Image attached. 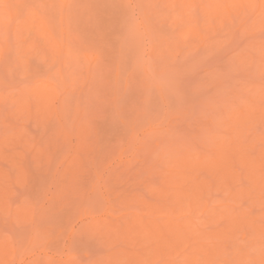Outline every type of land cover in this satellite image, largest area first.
I'll list each match as a JSON object with an SVG mask.
<instances>
[{"label":"rangeland","instance_id":"1","mask_svg":"<svg viewBox=\"0 0 264 264\" xmlns=\"http://www.w3.org/2000/svg\"><path fill=\"white\" fill-rule=\"evenodd\" d=\"M51 1L0 0V92H3V98H0V101L3 100L2 103L0 102V133L2 134L3 132L2 136L8 133L3 139H0L1 141L5 140L3 144L0 141V149H2L0 153V169L5 167L1 170L4 172L9 170L7 172L9 175L4 174L2 177L0 176V179L4 180L3 184L9 181L8 184L6 182L5 185H2V181L0 180L1 187L5 186L3 187L4 189L2 188L3 190L0 189V194H2V191L4 193L5 188L7 190L8 188L9 190L11 189L10 192L8 190L10 197L6 198V200L9 199L7 200L9 201L7 204L11 206L7 208L10 209L9 213L7 212L8 210H3V212L0 210V253L2 254L0 255V264H116L115 261L117 260L121 264L184 263L186 262L184 258L189 254L190 248V250H194V248L199 249L203 244L205 245L206 241H209L206 243L205 248L209 245V248L207 247L208 250L213 247L218 249L217 242L220 243H218V246L224 243V239L216 241V238L212 239V242L210 240L212 237L205 238L206 241L204 242V239L198 241L200 238L194 240L195 232L193 231H195V226L200 230L202 229L203 232L204 230L205 232H211L217 228L223 229V225L229 224H231V230L229 229L230 226H226L225 231L229 232H227L228 236L231 235V239L227 237V240L231 242L229 241L228 243L225 240L227 242L223 246L227 245L228 249H231L230 252L235 247L241 250V252L242 250H248L247 254L245 253L244 255L245 260L242 259L244 262L233 261L232 264H254L255 262L251 260L254 257L252 255L256 247L258 246V249L261 248L260 250L264 252V241H261L264 240L262 232L260 235L263 238L261 237V240L258 238L260 247L259 244L256 246L254 240H252L257 232H253L254 228L253 230L251 229L256 224L264 223V157H262L264 156V107L260 106L261 102L264 105V7L258 5L259 8L255 10L254 8L256 7L252 4L242 5L243 7L235 5L236 7H232V11L229 14H219V18L221 16L219 19L218 16L213 17L215 14L211 11L209 15L207 14L209 13L208 11L205 13L208 7V9L212 10V7L210 8L212 5H208L209 1L207 0H193L189 1L186 5L181 3L184 5V8H181L179 5L177 6L180 3L176 2V0L175 5H173L174 0H171L172 3L170 4V0L168 2L167 0H152L150 3L148 0H95V2L94 0L89 2L87 0L88 5L85 1L82 3L83 1L81 2V0H72L75 1L74 3L80 2V4H75V6L69 0V3L67 2L68 4L65 6L67 9L64 6L62 7L63 4L60 0H53V2L60 1L59 3L57 2V7L56 3L53 4ZM70 4L72 5L70 6ZM90 4L92 8L89 6ZM206 4L208 6H205ZM201 5L207 7L205 8L206 10ZM69 7L72 10V14ZM78 8L80 12H82V9H86L82 13L78 11L75 17L79 15L75 18L73 16ZM56 9L58 12L64 10L62 11L64 12L63 23L61 22L62 15L58 17ZM65 13H67V16H65ZM27 14L30 15L28 16ZM55 14L56 16L54 17L56 19L58 17L60 20L52 23L51 21L55 20L52 15ZM46 15L48 16L45 17L49 21L48 23L53 24H50V26L57 40L70 48L67 53H62L59 60L57 59L58 63L54 61V65H52L53 62L51 63L53 61L51 59L54 56V50L50 49L52 43L46 41L45 36L40 30L39 32L28 30L23 35L16 30L25 17H31L33 24L36 25L40 21V16L44 17ZM187 15H191V17ZM229 15L230 17L227 18ZM69 18L73 19V21H70ZM209 18H211V21ZM59 21L64 24L62 26H64L65 32H61L62 26H59V24L61 25ZM220 21L224 25H222L223 27L220 25ZM208 25L211 26L209 27ZM73 27L74 29H72ZM35 29L37 30V28ZM18 34L20 35L19 38ZM22 40L26 49H29L30 45L33 46L28 52L33 51L30 54L37 57H29L30 54L27 51V55L23 54L24 52H18V46L24 45L22 44ZM37 45H39L38 48ZM44 46H46L45 49ZM36 50L40 53L36 52ZM239 56H243L241 59L245 60H241ZM28 61H32V63ZM231 61L232 63L233 61L235 62V67L237 68L234 67V63L232 64ZM243 66L246 68L240 70ZM29 67H34L35 69L30 70ZM35 70L37 71L36 74ZM34 77H36L35 80L37 81L34 80ZM143 81L146 82V85ZM37 82L38 86L39 83H43L45 87L53 85V90L56 89L57 97L49 99L54 103V106L51 104L53 108H56L55 105H57L56 110L54 109V111L49 106L50 102L43 100L46 104L42 102L41 104L39 101L42 100L39 94L36 91H31L27 92L30 94L29 96L26 93L25 98L32 101L30 102L32 106H29L33 108L32 113L29 110L27 114V110L25 109H29L28 107L21 110L23 113L19 110L17 111L15 106L17 107L21 104L19 103L21 100L18 99L22 97L23 88L25 90L28 87H37ZM46 82L48 84H45ZM220 83H223V85H220ZM23 84L28 87H23ZM53 90L51 92L52 96L56 94H54ZM10 91H13L11 93L12 97L13 94L21 91V96L18 93L17 95L15 94L16 97L14 96L15 104L11 100L13 98L7 97L10 95ZM160 91L163 92L160 93ZM5 92L9 93H6V97L4 96ZM162 94L163 96H161ZM32 95H35L36 98H32ZM67 96H70L69 99ZM78 96L80 97L79 99L77 98ZM16 98H18L17 104ZM215 100L217 101L216 103L214 102ZM65 101L69 104L71 103L69 108L72 107L70 110L66 108V111H64L66 113L62 112L65 107ZM128 105L129 107H127ZM60 106L64 107L61 108ZM19 107L20 105L17 109ZM214 109L216 110L214 111ZM244 109L246 111L245 114L249 112L252 116L251 121L247 122L249 119L246 120L247 124L240 118L241 114L244 113ZM51 113L54 115H51ZM20 114L25 115V117ZM41 115H43V119L40 118ZM54 116H57L56 118L62 122L58 121L61 123L60 125L55 124L58 119H55ZM28 117L32 118L26 120ZM35 117L38 121H41L40 123L43 126L38 123ZM3 119L4 121H2ZM241 121L246 126H243ZM6 124H10L11 126H5ZM88 125L94 128H90L93 135L90 133ZM15 126L19 129L17 130ZM56 126H58L57 129H55ZM85 127L88 130H85ZM23 128L29 131L27 132L29 136H27L26 132H23L26 130H23ZM58 129L59 131L64 129L63 133L61 132L63 135H60L56 131ZM65 129L67 131L66 135L68 133L67 136L64 133ZM19 131L24 135L26 133V138L23 135L21 136ZM56 132L59 134L58 136L54 134ZM82 132H84L83 135H81ZM90 134L92 137L89 140L87 138ZM33 135L36 138H32ZM53 135L56 136L53 137ZM19 137L21 138L19 139ZM28 137L32 138L33 142L37 141L38 144H35V142L34 145L32 144L33 142L30 143V138L27 139ZM7 138H9L8 141H6ZM60 139L61 142L59 141ZM63 139H65V144L68 140V145L61 146ZM15 140L17 142L20 140L18 142L20 147L25 146L28 148L29 145L34 147L32 149L29 147V152L26 149V152L24 151L23 148L25 147H21L22 151L17 147L24 154L22 160L14 159L16 162L14 161L13 163L12 158H17L21 155V153L20 155L13 153L16 151L15 153L18 154L19 152L15 148L17 145L14 146L15 150L10 145L11 141L15 144ZM81 142H84L86 146L84 147V144H82V148ZM99 142L100 144H98ZM22 143L23 145H21ZM87 143L90 146L88 149L86 148ZM101 144L104 147H99L102 146ZM3 145L4 147L7 145V148H3ZM9 145L13 152H10ZM36 145L39 147V150L43 145L44 151H46L45 149L48 145H52L53 147L47 148L48 151L46 152H42L41 150L39 153L44 154L43 156L36 149L35 153L37 154L35 156L33 151ZM92 145L93 147H91ZM224 145L227 146L226 149L223 147ZM94 147L96 150L92 149ZM221 148L223 149L222 151L225 150L224 154L228 150L223 157L224 159L222 157L221 159L230 158V160L229 158L227 159L229 160L230 170H226L222 174L223 176H228V179L227 177L223 178L219 174L218 180L223 178V181L219 180V182H216L218 180L216 179L215 181L212 178V174H207V170L211 166H207L206 164L210 165V159L212 158V161L217 157L214 155H217L218 152L216 151H220ZM60 149H63V151ZM159 149L160 151H158ZM3 150H6L5 152L8 155L5 153L6 156H3ZM32 152L34 154L30 155ZM49 152L52 153L50 154ZM184 152L185 154L183 155ZM186 152L188 155H186ZM55 153L56 155H54ZM89 153L90 155L92 154V158L86 156ZM38 154L40 160L34 159ZM95 154L98 156L95 159H99L97 162L93 159ZM204 154L206 159L203 157ZM248 154L252 155V158L254 157V159H250L253 163L250 161L248 163L247 160L249 159H245L244 156ZM24 155H27L25 156L27 158L25 163L28 162V166H30L29 163L32 164L30 167L33 168H30V170L33 172L28 170L27 164L22 162L25 158ZM155 155L158 156L156 162ZM159 155L161 156L160 160L158 159ZM7 156L12 159V162L9 161L10 159ZM188 156L189 158H187ZM2 157H6V160ZM47 158L53 159L49 162ZM72 158L73 161L71 162ZM103 158H105L104 161L102 160ZM173 158L174 162L172 161ZM207 158L209 159L208 162L206 161ZM259 158L262 159V161L260 159L261 163L259 162ZM185 159H189L188 161L192 163L197 161L198 164H193L196 166L200 163L203 164L200 166L201 169L193 166L195 168L192 167V172L187 174L193 175L198 172L195 175L196 178L199 177L198 179L201 181L203 179L209 180L210 178L209 182L212 181V184L211 182L209 183L211 186L207 187V185L204 188L205 194L202 193L204 197H202L200 202L201 204L206 203L207 209L203 205H200V207L197 206L192 211L186 212V208L183 211L180 210L184 212L182 214L179 212V209L178 211L176 210L180 215L177 213L176 215H172L173 211L171 215L169 213L166 215V210H164L165 212L161 210L156 212L157 210H152L153 208L151 207L152 212L148 210L149 214L146 213L149 207L141 206L139 203L141 200L144 199L149 201V203L152 202L153 205L158 203L157 206H160L162 203L163 208L161 209H166L165 206L170 204L171 199H169L170 196L164 195L166 191L162 188L168 189L167 193L171 195L173 190L176 191L178 188L183 189L185 187L184 184H181L180 187L179 183L181 181L179 180V183L176 182L177 180L173 183L174 178H181L182 173L183 175L186 174H184L180 165L181 167L183 165V168L185 167L186 172L189 171V166L184 163L186 162ZM29 160L34 161L32 163ZM35 160H37V163ZM81 160L87 162L85 163ZM200 160L205 162V165L209 168L207 169L206 167L204 170L205 165ZM255 161L256 163L259 162L261 166H258ZM79 162L82 165H78L76 168L75 165ZM90 162L93 165L89 164ZM15 165L21 168L18 171L20 174L18 172L15 173L18 170V167ZM13 166L16 167V170H12ZM38 166L41 168H38ZM80 166L85 167H83V171ZM24 167L27 169H22ZM67 167L74 170L73 172H69L70 176L68 171L63 172ZM45 168L49 170L48 174L45 173L47 172V170H44ZM211 169L210 171L208 170L210 173H221L219 169L215 171V168H213L212 172ZM21 170L25 171L27 176ZM34 170L38 171L36 174L39 179H37L38 177ZM167 170L172 172L169 173ZM177 172L181 173L179 177L173 176V179H171L173 181L168 180L170 179L168 178L169 176ZM63 173H65V176ZM166 173H169V176ZM218 173L216 174L218 175ZM162 174L166 175L163 176ZM19 175H24V177L22 176L24 180L21 179L22 177L20 178L21 182ZM10 177L11 180L18 178L17 181L19 180L20 184L16 183V181H11L14 184L11 185ZM40 177L42 180H40ZM161 177L164 180L161 181ZM43 178H46V180ZM165 178H167L166 182H164ZM26 179L30 180L27 182ZM63 179L66 182H63ZM225 179L227 180L225 181ZM171 182L172 185H168ZM166 183L167 186L165 185ZM38 184H41L40 187ZM83 184L84 186H82ZM173 184H176L177 188ZM9 186L12 187L10 188ZM63 186L64 189L62 191ZM154 186L157 187L154 189ZM157 188L161 190L159 194L158 191L156 192ZM236 191L240 194L227 199L230 192L234 194ZM8 192L6 193L7 195H9ZM160 192H162L163 199L167 197L165 200L160 198ZM60 193L63 195H61L62 197L65 196V200L60 197ZM53 197L57 199L60 197L59 199L64 201L61 200L60 202L58 199L60 203L58 204V202H54L56 199L53 200ZM83 198L85 199L84 201ZM1 204L0 206H2ZM57 207L59 211H56L58 210ZM143 208L145 212L142 211ZM227 208L230 209L228 212L232 216H226L224 219L223 217L225 216H220V213L227 211ZM53 209L54 211L52 212L51 210ZM170 211L168 210V212ZM54 212L56 215L52 214ZM56 212H60L59 215ZM128 212L130 214L132 212L137 213L139 216L123 215H128ZM42 213L45 215L42 216ZM240 214H244V216H239ZM232 217H235V219ZM231 218L234 219L232 220L234 223L231 221ZM133 219H135V222L133 221L131 225H136V220L142 225L146 221H149L148 224L153 223V226L156 224L160 226L161 224L163 229L160 226L159 230L162 229V232L165 229V225L163 224L168 222L170 224L171 222L172 225V222L189 221L190 233L188 232L189 234L187 235H191L192 238L190 236L191 239L188 238V241L183 240L185 248H181L183 250L180 249L182 252H178V250L161 252L162 254H159V252L157 253L158 255L154 254L152 257H149L150 253L147 256L145 253H148L147 248L151 245L150 239L147 238V241L142 239L144 240L143 243L142 240L136 239L138 241L136 242L133 241L134 239H128L127 236L124 237L125 234L120 233L121 231L117 233L116 230V235L113 232L116 224H121L118 225L122 228V223L125 225L127 220L131 222ZM240 219L246 220L241 221L242 224L238 222ZM249 220L250 223H248ZM223 221L226 222L224 223ZM237 222L240 224L238 225ZM251 224L254 225L251 226ZM159 226L156 225L158 228ZM234 226L235 228L238 227L239 230L237 228L238 231L235 230ZM232 230L236 232L234 233ZM252 232L253 234H251ZM231 233L233 236L236 234L234 239H237V242L233 240ZM120 234H122L125 240L122 239V236L120 237ZM257 234L254 239L257 237ZM187 235H185L186 238L188 237ZM196 235L198 236V234ZM217 238L219 239V237ZM251 241L256 246L255 248L252 243L251 249L248 247ZM139 242L142 244H139ZM183 243L181 242V244ZM213 243L215 246H213ZM233 243L236 245L234 246ZM230 244L233 245L230 246ZM194 245L195 247L193 248ZM197 251L195 254H192L193 251L190 252V254L195 255L197 258L195 259L196 264L206 263L205 260L207 258L205 257L207 255L202 253L204 257L199 255L202 250L201 252ZM262 251L261 255H264ZM256 252L259 253V250ZM256 252L255 255H257ZM138 253L143 254V256L145 255L146 260L141 263L137 260L136 263L132 262L135 259L132 255H135L137 259ZM228 254L229 256L232 255L233 251ZM249 254L251 255L247 256ZM229 256H227V259L229 258L228 260L230 261L232 259ZM198 257H201V259ZM116 258L118 259L115 260ZM130 258L132 261H129ZM224 258L226 257L221 256L220 259L224 260ZM217 261L219 262L218 264L225 262H222L218 258L216 263L213 262L212 264H217ZM190 262L191 264H195L192 261Z\"/></svg>","mask_w":264,"mask_h":264},{"label":"bare ground","instance_id":"2","mask_svg":"<svg viewBox=\"0 0 264 264\" xmlns=\"http://www.w3.org/2000/svg\"><path fill=\"white\" fill-rule=\"evenodd\" d=\"M60 1H61L62 4H63L62 7H63V6L65 7L66 4L69 3V2H68L69 0H60ZM60 1L53 2V0H52L51 2H52L53 4L56 3V7H57V4H58ZM70 1H72V0H70ZM79 1H80V0H79ZM82 1H83V2H82ZM84 1L86 2L87 0H81L82 3H84ZM89 1H91V0H88V2H89ZM150 1H152V0H148L149 3H150ZM170 1H171V0H170ZM170 1H169V4L172 3V1H171V2H170ZM189 1H193V0H176V2H178V3H180V4L182 3V4H184V5H186ZM207 1H209L208 5H210V4L212 5V6H210V8L212 7V8H211L212 10L208 9L209 7H208V8L205 7V6H208L207 4H206L205 6H204V5H201V6H202V7L204 6L203 9L207 8V10L205 9L206 11H205V10H204V11H205V13H207V11H208V12H209V13H207L208 15H209L211 12H213V13L215 14L213 17L218 16L219 14H220V15H226L227 13L229 14V13L232 11V7H234L235 5H241V6H242V5H247V4L250 5V4H252V5H255L256 8L253 7L255 10H256L257 8H259V6H260V7H264V0H217V1H215V0H207ZM207 1H206V3H207ZM51 2H50V4H51ZM57 2H58V3H57ZM67 2H68V3H67ZM74 2H75V1H72L71 3H74ZM92 2H93V1H92ZM94 2H95V0H94ZM167 2H168V0H167ZM82 3H81V4H82ZM53 4H52V5H53ZM60 4H61V3H60ZM60 4H59V5H60ZM75 4H76V5H77V4H80V2L78 3V1H77V3H74L73 6H75ZM86 4H87V2H86ZM91 4H95V3H91ZM91 4H90L89 6H91ZM97 4H98V2H97ZM180 4H177V6L179 5V6L182 8L184 5L181 4V5H182V6H181ZM71 5H72V4H70V6H71ZM87 5H88V4H87ZM171 5H172V4H171ZM173 5H175V0L173 1ZM221 5H223V7H221ZM258 5H259V6H258ZM50 6H51V5H50ZM50 6H49V7H50ZM78 6H79V5H78ZM177 6H176V7H177ZM241 6H240V7H241ZM53 7H54V6H53ZM53 7H52V9H53ZM56 7H55V8H56ZM58 7H59V6H58ZM84 7H85V6H84ZM94 7L96 8V6H94ZM94 7H93V8H94ZM173 7H174V6H173ZM235 7H236V6H235ZM235 7H234V8H235ZM242 7H243V6H242ZM60 8H61V7H60ZM65 8H66V7H65ZM74 8H75V7H74ZM82 8H83V7H82ZM91 8H92V6H91ZM95 8H94V9H95ZM177 8H179V7H177ZM183 8H184V7H183ZM222 8H223V9H222ZM34 9H35V8H34ZM34 9H33V10H34ZM46 9H47V6H46ZM46 9H44V10H46ZM66 9H67V8H66ZM71 9H72V7H71ZM84 9H86V8H84ZM84 9H82V12H85V11H83ZM88 9H90V8H88ZM88 9H87V10H88ZM179 9H180V8H179ZM203 9H202V11H203ZM221 9H222V10H221ZM53 10H54V9H53ZM53 10H52V11H53ZM56 10H57V9H56ZM58 10H60V9L58 8ZM58 10H57V12H58ZM69 10H70V7H69ZM75 10H77V9H75ZM80 10H81V7H80ZM80 10H79V8H78V10L75 12L74 16H73V15H72V16L75 17L76 13H78V11L80 12ZM87 10H86V11H87ZM180 10H181V9H180ZM260 10H261V9H260ZM46 11H47V10H46ZM48 11H49V10H48ZM62 11H64V10H62ZM62 11H60V12H62ZM67 11H68V10H67ZM70 11H71V14H72V10H70ZM73 11H74V9H73ZM210 11H211V12H210ZM258 11H259V10H258ZM43 12H44V11H43ZM54 12H55V11H54ZM57 12H56V13H57ZM60 12H58L57 15H58V17H59V15H62V16H61V22L63 23L62 20H63L64 12H62V13H60ZM82 12H80V13H82ZM59 13H60V14H59ZM224 13H226V14H224ZM48 14H49V13H48ZM202 14L205 15L204 13H202ZM27 15H28V14H27ZM29 15H30V14H29ZM29 15H28V16H29ZM78 15H79V14H78ZM78 15H77V16H78ZM88 15H89V14H88ZM90 15H91V14H90ZM50 16H51V15H50ZM52 16H53V18H55L54 21H53V20L51 21L52 23H53V22H56V21L58 22V20H60L58 17H57V19H56V17H54V16H56V14H55V15H52ZM65 16H67V13H65ZM77 16H76V17H77ZM187 16H188V17H189V16L191 17V15H187ZM205 16H206V15H205ZM45 17H48V16H47V15L44 16V17H43V16H40V18H39L40 21H39L36 25L33 24L32 20H31V17H28V18L25 17V18L23 19V22H22L21 24H19V26H18V28H17L16 30H17V32H21L20 34H22V35L24 34L25 31H28V30H33V31H37V32H39V30H40V32H42V34L45 36L46 41H47V42L49 41V43H52V47H53V48L51 47L50 49H53V50H54V52H53V55H54V56H53V58L51 59V60H53V61H51V63L53 62L52 65H54V64H55L54 61H56V62L58 63L57 59L59 60V57L62 55V53H67V51H69L70 48H68L67 45H64L63 43H61L60 41L57 40L56 35H55V34L53 33V31L51 30V26H50V24H52V23L49 24V23H48L49 21H48ZM76 17H75V18H76ZM81 17H82V16H81ZM208 17H209V16H208ZM211 17H212V16H211ZM223 17H224V16H223ZM229 17H230V15H229L227 18H229ZM43 18H44V19H43ZM64 18H67V17H64ZM192 18H193V17H192ZM192 18H191V19H192ZM218 18H219V16H218ZM220 18H221V16H220ZM220 18H219V19H220ZM51 19H52V18H51ZM69 19H70V18H69ZM81 19H82V18H81ZM83 19H84V18H83ZM210 19H211V18H209V20H210ZM65 20H66V19H65ZM71 20L73 21V19H70V21H71ZM76 20H77V19H76ZM78 20H79V18H78ZM90 20H91V19H90ZM224 20H225V19H224ZM229 20H230V19H229ZM66 21H69V20H66ZM81 21H82V20H81ZM88 21H89V19H88ZM188 21L191 22L189 19H188ZM210 21H211V20H210ZM61 22L59 21V23H61ZM84 22H85V20H84ZM222 22H223V21H222ZM62 23H61V25L59 24L60 27H61L62 25H64V24H62ZM255 23H256V21H255ZM208 24H209V23H208ZM52 25H53V24H52ZM211 25H212V24H211ZM211 25H210V26H211ZM220 25H221V26L223 25V24H221V21H220ZM208 26H209V25H208ZM210 26H209V27H210ZM223 26H224V25H223ZM223 26H222V27H223ZM63 27H64V26H62V31L59 29L61 32H65L64 29H63ZM206 27H207V26H206ZM216 27H217V26H216ZM35 28H37V30H36ZM214 28H215V25H214ZM72 29H74V27H73ZM55 30H56V29H55ZM60 31H59V33H60ZM37 32H35V33H37ZM37 34H38V33H37ZM39 34L41 35V33H39ZM17 36H18V38L20 37L19 34H18ZM22 41H23V40H22ZM22 44H24V41L22 42ZM45 45L48 46V44H46V43H45ZM50 46H51V45H50ZM71 46L74 48L73 45H71ZM250 46H251V45H250ZM31 47H33V46L30 45V47H28V48L31 49ZM38 47H39V45H37V48H38ZM45 47H46V46H44V49H45ZM41 48H42V47H41ZM41 48H40V49H41ZM29 49H26L25 44H24V45H21V46H20V45L18 46V52H19V53H20V52H24L23 54H25V55H27V52H28ZM40 49H39V50H40ZM23 50H24V51H23ZM53 50H52V51H53ZM73 50H74V49H73ZM73 50H72V51H73ZM26 51H27V52H26ZM36 52H39V51L36 50ZM50 52H51V51H50ZM56 52H57L58 54H57ZM28 53H29V54H30V53H33V51H30V52H28ZM39 53H40V52H39ZM35 55H36V54H35ZM51 55H52V54H51ZM30 56H32V57H37V56H33L32 54H30L29 57H30ZM27 57H28V56H27ZM51 57H52V56H51ZM57 57H58V58H57ZM242 57H243V56H242ZM242 57L239 56L240 59H241ZM24 58H25V57H24ZM38 58H39V57H38ZM40 58H41V56H40ZM240 59H239V60H240ZM29 60H30V58H29ZM241 60H245V59H241ZM246 61H247V60H246ZM250 61H251V60H250ZM25 62H26V61H25ZM28 62L32 63V61H28ZM28 62H27V64H28ZM240 62L242 63V61H240ZM231 63H232V61H231ZM233 63H234V67H235V66H236V65H235V62L233 61ZM233 63H232V64H233ZM232 64H231V66H232ZM28 65H29V64H28ZM37 65H38V64H37ZM241 65H244V64H241ZM248 65H249V64H248ZM32 66H33V65H32ZM245 66L247 67V65H245ZM16 67H17V66H16ZM27 67H28V66H27ZM37 67H38V66H37ZM37 67H36V69H37ZM234 67H232V68H234ZM243 67H244V66H243ZM243 67H241L240 70H243V69L246 68V67H244V68H243ZM18 68H19V67H18ZM18 68H16V69H18ZM22 68H23V67H22ZM22 68H21V69H22ZM24 68H25V67H24ZM29 68H30V67H29ZM38 68H39V67H38ZM235 68H237V67H235ZM235 68H234V69H235ZM11 69H13V68H11ZM33 69H35V68H34V67L30 68V70H33ZM247 69H248V68H247ZM235 70H236V69H235ZM23 71H24V70H23ZM30 72H33V71H30ZM36 72H37V71L35 70V74H36ZM118 72H119V71H118ZM23 73H25V72H23ZM30 75H33V74H30ZM118 76H119V75H118ZM35 78H36V77H34V80H35ZM38 78H39V77H38ZM38 78H37V79H38ZM141 78H142V77H141ZM62 79H64V78L62 77ZM217 79H218V78H217ZM40 80H41V79H40ZM146 80H147V79H146ZM148 80H149V79H148ZM35 81H37V80H35ZM35 81L33 82V85H34ZM44 81H45V80H44ZM144 81H145V80H144ZM144 81H143V82H144ZM151 81H152V80H151ZM151 81H149V82H151ZM217 81H218V80H217ZM219 81H220V80H219ZM39 82H40V81H39ZM116 82H117V81H116ZM149 82H148V83H149ZM144 83H145V85H146V82H144ZM151 83H152V82H151ZM217 83H218V82H217ZM27 84H29V83H27ZM41 84H42V86H41ZM41 84L39 83V86H38V82H37V87H36V86H33V87H30V88H29L27 85L25 86V85L23 84V85H24L23 87H28V88H25V90H24V88H23V92H22V93H21V91H20L19 93H18V92L15 93L16 95H17V93H18L19 95H20V93H21V95H22L21 99H20V98H19V99L16 98V104L18 103V102H17V99H18V100H21V101L19 102V103H21V104H19V105H20L19 109H17L19 105H18L17 107L15 106V108H16L17 111L19 110L20 112L23 113V111H21V110H23V109H25V108L28 107L29 109H25V110H27V114H28L29 112L32 113V109H33V108H30V107H29V106H32V104L30 103V102H32V101H29L27 98H25V97H26V93H27V92H31V91H36V93L39 94V97H40L41 100H42V101H39L40 103H41V102H42V103H45L44 101H46V102H50V105H49V106H51V107H52V105L54 106L53 101H52V100L50 101L49 99H52V97H53V98H54V97H55V98L57 97V93L55 92L56 89L53 90V88H54L53 85H48V86H50V87H48V86L45 87V86L43 85V83H41ZM45 84H48V83L46 82ZM141 84H142V83H141ZM101 85H102V84H101ZM117 85H118V84H117ZM150 85H151V84H150ZM220 85H223V83H222V84L220 83ZM220 85H219V86H220ZM21 86H22V85H21ZM21 86H20V87H21ZM43 86H44V87H43ZM103 86H104V85H103ZM158 86H159V85H158ZM20 87H19V88H20ZM55 87H56V86H55ZM160 87H161V85H160ZM160 87H159V89H160ZM21 88H22V87H21ZM143 88H144V86H143ZM51 89L53 90L54 94L56 93V94H55L56 96H55V95L52 96V94H51L52 90H51ZM18 90H19V89H18ZM20 90H21V89H20ZM162 92H163V91H162ZM162 92L160 91V93H162ZM0 93H1V92H0ZM6 93L9 94L8 92H5V94H4L5 97H6ZM11 93H13V91H10V95L7 96V97L13 98V99H11V100H13V102H14V101H15L14 98H15L16 96H15V94H13V97H12ZM27 94H28V93H27ZM19 95H18V96H19ZM21 95H20V96H21ZM29 95H30V94H28V96H29ZM14 96H15V97H14ZM20 96H19V97H20ZM36 96H37V95H36ZM114 96H115V94H114ZM114 96H113V97H114ZM161 96H163V94H162ZM33 97L36 98L35 95H34V96L32 95V98H33ZM69 97H70V96H69ZM69 97L67 96L68 99H69ZM164 97H165V96H164ZM0 98H1V99L3 98V92L1 93ZM77 98L79 99L80 97L78 96ZM162 98H163V97H162ZM26 99H27V101H26ZM63 99H64V98H63ZM70 99H71V98H70ZM43 100H44V101H43ZM48 100H49V101H48ZM220 100H221V99H220ZM220 100H219V102H220ZM2 101H3V100H2ZM2 101H0V102L2 103ZM28 101H29V102H28ZM37 101H38V100H37ZM261 101H263V100L261 99ZM145 102H146V101H145ZM214 102L216 103L217 101L215 100ZM259 102H260V101H259ZM29 103H30V104H29ZM42 103H41V104H42ZM256 103H258V102L256 101ZM13 104H15V102H14ZM37 104H38V103H37ZM45 104H46V103H45ZM48 104H49V103H48ZM51 104H52V105H51ZM61 104H62V103H61ZM61 104H60V105H61ZM63 104H64V101H63ZM259 104H260V103H259ZM262 104H263V103L261 102V105H260V106H263V107H264V105H262ZM67 105H68V107H66ZM69 105H71V103L69 104V103H67V102L65 101V105H64L65 107H64V106H60L61 108L64 107V110H63L62 112L66 111V110H65L66 108H68V109L70 110L72 107L69 108ZM210 105H211V104H210ZM217 105H219V104L217 103ZM47 106H48V105H47ZM55 106H56V108H57V105H55ZM33 107H34V106H33ZM38 107H39V105H38ZM127 107H129V105H128ZM13 108H14V106H13ZM52 108H53V107H52ZM56 108H53V110H54V109L56 110ZM246 108H247V107H246ZM208 109H210V108H208ZM10 110H11V109H10ZM25 110H24V111H25ZM29 110H30V111H29ZM35 110H36V109H35ZM55 110H54V111H55ZM125 110H127V109H125ZM125 110H124V111H125ZM131 110H132V109H131ZM210 110H213V109H210ZM215 110H216V109H214V111H215ZM247 110H249V109H247ZM28 111H29V112H28ZM36 111L38 112V110H36ZM128 111H130V110H128ZM132 111H133V110H132ZM0 112H1V111H0ZM5 112H6V110H5ZM10 112H12V111H10ZM10 112H9V113H10ZM25 112H26V111H25ZM25 112H24V114H25ZM49 112H50V111H49ZM13 113H15V112H13ZM16 113H17V112H16ZM35 113H36V112H35ZM35 113H33V114L35 115ZM53 113H56V112H53ZM53 113H51V115H52ZM64 113H66V112H64ZM166 113H167V112H166ZM245 113H246V111H245V109H244V113H242L241 116H240V115H239V116H240V118H242L241 120H243V122L245 121V123H246V120H247V119H249L247 122L251 121L252 116H251V114H250L249 112H247L248 114H245ZM5 114H6V113H5ZM27 114H25V115H27ZM33 114H30V115H33ZM127 114H128V113H127ZM20 115H23V114H20ZM25 115H23V117H25ZM30 115H29V116H30ZM34 115H33V116H34ZM53 115H54V114H53ZM6 116H7V114H6ZM9 116H10V114H9ZM11 116H12V115H11ZM27 116H28V115H27ZM33 116H32V117H33ZM36 116H37V115H36ZM42 116H43V115H41L40 118L43 119L44 117H42ZM63 116H64V114H63ZM91 116H92V114H91ZM32 117H28V118H26V120H27V119L29 120V118H32ZM37 117H38V116H37ZM54 117H55V116H54ZM56 117H57V116H56ZM56 117H55V119H58V118H56ZM103 117H104V116H103ZM63 118H64V117H63ZM5 119H6V118H5ZM33 119H34V118H33ZM33 119H32V120H33ZM35 119L38 121V119H37L36 117H35ZM42 119H41V120H42ZM48 119H49V117H48ZM46 120H47V119H46ZM49 120H50V119H49ZM131 120H132V119H131ZM2 121H4V119H3ZM47 121H48V120H47ZM58 121H60V120L58 119V120L55 122V124L57 123V124L60 125L62 122L60 121V122H61V123H60V122H58ZM104 121H105V120H104ZM125 121H126V120H125ZM40 122H41V121H38V123H40ZM45 122H46V121H45ZM53 122H54V121H53ZM134 122H135V121H134ZM134 122H133V124H134ZM36 123H37V122H36ZM42 123L44 124V122H42ZM127 123H128V122H127ZM241 123H242V121H241ZM245 123H242L243 126H244V125L246 126L247 123H246V124H245ZM10 124H12V123H10ZM10 124H9V125H10ZM53 124H54V123H53ZM57 124H56V125H57ZM98 124H99V122H98ZM123 124H124V123H123ZM129 124H130V123H129ZM138 124H139V123H138ZM9 125L6 124L5 126H9ZM40 125H42V124L40 123ZM85 125H86V124H85ZM130 125H131V124H130ZM10 126H11V125H10ZM12 126H13V125H12ZM42 126H43V125H42ZM90 126H91V125H90ZM98 126H100V125H98ZM136 126H137V125H136ZM23 127H24V126H23ZM39 127H40V126H39ZM44 127H46V126L44 125ZM63 127H64V126H63ZM63 127H62V128H63ZM88 127H89V125H88ZM15 128H16V126H15ZM57 128H58V126L55 127V129H57ZM90 128H93V127H89V131H91L90 133L93 135V132H92V130H90ZM16 129L18 130L19 128H16ZM25 129H26V128H23V130H25ZM93 129H94V128H93ZM26 130H27V129H26ZM26 130L23 131V132H26V133L29 132L28 130H27V131H26ZM63 130H64V129H63ZM63 130H60V131H59V129H58V130H56V131L59 132L60 135H63V134H62V133H63V132H62ZM82 130H83V129H82ZM85 130H88L87 127H85ZM131 130H132V129H131ZM133 130H134V129H133ZM148 130H149V129H148ZM13 131H14V130H13ZM98 131H99V129H98ZM100 131H101V130H100ZM17 132H18V131H17ZM19 132H20V134H21V131H19ZM57 132L54 133V134H57V136H58L59 134H58ZM61 132H62V133H61ZM66 132H67V131H66V129H65V131H64L65 135H66ZM147 132H148V131H147ZM26 133H25V135L28 134V133H27V134H26ZM43 133H44V132H43ZM85 133H86V134H89V133H87V132H85ZM101 133H102V132H101ZM144 133H146V132H144ZM0 134H1V133H0ZM2 134H3V132H2ZM2 134L0 135V137L2 136ZM7 134H8V133H7ZM7 134H4V136L7 135ZM83 134H84V132L81 133V135H83ZM86 134H85V135H86ZM91 134L89 135V137H88L87 139H89L90 137H92ZM104 134H105V133H104ZM22 135L26 138V136H25L24 134H21V136H22ZM67 135H68V133H67ZM67 135H66V136H67ZM99 135H100V134H99ZM171 135H172V134H171ZM173 135H174V134H173ZM4 136H2V138H0V139H3ZM27 136H29V134H28ZM55 136H56V135H55ZM55 136L53 135V137H55ZM94 136H95V134H94ZM100 136H101V135H100ZM102 136H105V135H102ZM33 137L36 138L35 135H33L32 138H33ZM59 137H60V136H59ZM133 137H134V136H133ZM179 137H180V136H179ZM16 138H17V137H16ZM20 138H21V137H19V139H20ZM29 138H30V137H28L27 139H29ZM32 138H30V141L28 140L30 143L33 142ZM50 138H51V137H50ZM57 138H58V137H57ZM65 138L67 139V137H65ZM84 138H85V136H84ZM96 138H97V137H96ZM98 138H99V137H98ZM130 138H131V137H130ZM8 139H9V138H7L6 141H8ZM27 139H26V140H27ZM85 139H86V138H85ZM85 139H83V140H85ZM90 139H91V138H90ZM90 139H89V140H90ZM101 139H102V137H101ZM139 139H141V138H139ZM143 139H144V138H143ZM64 140H65V139H63V143H61V146H63V145H64V146L68 145V144H67V141H68V140L66 141V144L64 143ZM80 140H81V138H80ZM83 140H82V141H83ZM89 140H85V141H89ZM92 140H94V139H92ZM144 140H145V139H144ZM0 141H1V140H0ZM12 141H13V140H12ZM12 141H11V144H10L11 147L14 148V146L17 145L15 148L18 149L17 147H19V149H20L21 151H22L23 149H24V151H25V149L28 150L29 147H30V149H32V148L34 147V146L32 147V145H29V144H28V141H27V144L29 145V147H28V145H26L28 148H26L25 146H23V147H25V148H23V147L21 146V147L23 148V149H22V148L20 147V145L18 144V142H19L20 140H18V142L15 140V142H16L17 144H16V143L14 144ZM21 141H22V140H21ZM48 141H49V140H48ZM59 141L61 142V139H60ZM95 141H96V140H95ZM95 141H94V142H95ZM101 141H102V140H101ZM103 141H104V140H103ZM136 141H137V140H136ZM1 142H2V144H3V142H5V140H4V141H1ZM23 142L26 143V141H24V140H23ZM34 142H35V144H36V143L38 144L37 141H34ZM34 142L32 143L33 145H34ZM51 142H52V141H51ZM54 142H55V140H54ZM56 142H57V141H56ZM182 142H183V141H182ZM41 143H42V142H41ZM41 143H40V144H41ZM77 143H79V142H77ZM90 143H91V142H90ZM103 143H104V142H103ZM0 144H1V143H0ZM12 144H13V145H12ZM42 144H43V143H42ZM49 144H50V142H49ZM57 144H58V143H57ZM82 144H84V142H83V143L81 142V145H82ZM96 144H97V142H96ZM98 144H100V142H99ZM183 144H185V143L183 142ZM4 145H5V144H4ZM4 145L2 146L3 148H5V147L7 146V145H6V146L4 147ZM10 145H9V147H10ZM18 145H19V146H18ZM21 145H23V143H22ZM88 145H89V144L87 143V147H86L87 149H88V147H90V146H88ZM93 145H94V144H93ZM93 145H92L91 147H93ZM101 145H102V146H99V147H104L103 144H101ZM45 146L47 147V145H45ZM51 146H52V145H50V146L48 145L47 148H49V147H51ZM58 146H59V145H58ZM85 146H86V144H84V147H85ZM11 147H10L9 149H11ZM36 147H37V148H36ZM36 147H35V150H34V151L32 150L34 153H35L36 149H38V151H37L38 153H39L41 150H42V152L44 151V150H43V149H44V146H43V145H42V148H41V145H40V148H41L40 150H39V147H38L37 145H36ZM46 147H45V148H46ZM52 147H53V146H52ZM96 147H97V146H96ZM156 147H157V146H156ZM223 147H225V149L227 148V146H225V145H224ZM6 148H7V147H6ZM15 148H14V150H15ZM47 148L45 149L46 151H48ZM55 148H56V147H55ZM57 148L59 149V147H57ZM64 148H65V147H64ZM82 148H83V145H82ZM183 148H184V147H183ZM19 149L17 150V152L19 151L18 154L15 153L16 151L13 152L12 149H11L10 152H13V153L16 154V155H20L21 152H20ZM49 149H50V148H49ZM92 149H95V147L92 148ZM102 149H104V148H102ZM102 149H101V150H102ZM155 149H157V148H155ZM6 150H7V149H6ZM6 150H3L4 152H2V154H3V153L5 154V153H6V152H5ZM52 150H53V149H52ZM60 150H61V149H60ZM60 150H59V151H60ZM95 150H96V149H95ZM104 150H105V149H104ZM216 150H217V149H216ZM222 150H223V149L221 148L220 151H222ZM1 151H2V149H0V153H1ZM29 151H30V150H28L27 152H29ZM46 151H44V152H46ZM55 151H56V150H55ZM61 151H63V149H62ZM79 151H80V150H79ZM91 151H92V150H91ZM158 151H160V149H159ZM176 151H178V150H176ZM220 151H216V152H218V153H217V155H214V156H217V157H215L212 161H211V159H212V158H211V159H210V165H208V164H206V165H207V166H211L210 169H211V168H212V169L215 168V169H214L215 171H216V169H219V171H220L221 173L215 172V173L213 174L212 169H211V172H212V173H210V172H209L210 169H208L209 167H207V166L205 165V162H203L202 160H200V161H201L202 163H204V165H205V167H204L203 169L205 170V168L207 167V169L209 170V171L207 170V174H209V175L212 174V175H213L212 178H214L215 181H216V179L218 180V178H219L220 176H223L222 174L225 173L226 170H230V169H229V168H230V164H228V161L230 160V158H229L228 156H226V157L229 158V160H227L228 158L225 159V160H223V159H224L223 157L225 156V154H226V152H227L228 150L225 152V154H224V151H225V150L222 151V152H220ZM7 152H9V151L7 150ZM25 152H26V151H25ZM33 152H32V154H30V155H33V154H34ZM89 152H90V150H89ZM96 152H98V151H96ZM96 152H95V153H96ZM13 153H12V154H13ZM49 153H50V152H49ZM49 153H48V154H49ZM51 153H52V152H51ZM51 153H50V154H51ZM56 153H58V152H56ZM56 153H55L54 155H56ZM59 153H60V152H59ZM80 153H81V152H80ZM82 153H84V152H82ZM100 153H101V152H100ZM195 153H196V152H195ZM198 153H199V152H198ZM198 153H197V154H198ZM2 154H1V156H2ZM4 154H3V156H6L7 153H6L5 155H4ZM9 154H10V153H9ZM12 154H11V155H12ZM23 154H24V153H21V155H20L21 158H19L20 156H18L17 158H16V157H15V158H12V159H13V163H14V161L16 162L17 159H18V160H20V159L22 160V156H23ZM25 154H26V153H25ZM36 154H37V153H35V156H36ZM39 154L42 155V153H39ZM39 154H38L37 157H35L34 159H36V158L39 159V157H38ZM104 154H105V152H104ZM150 154H151V153H150ZM152 154H153V153H152ZM178 154H179V153H178ZM184 154H185V152L183 153V155H184ZM189 154H190V153H189ZM223 154H224V155H223ZM245 154H247V153H245ZM7 155H8V154H7ZM43 155H44V154H43ZM43 155H42V156H43ZM181 155H182V153H181ZM181 155H180V156H181ZM186 155H188L187 152H186ZM191 155H192V154H191ZM191 155H189V156H191ZM193 155H194V154H193ZM200 155H201V154H200ZM263 155H264V154H263ZM9 156H10V155H9ZM25 156H27V155H24V157H25ZM49 156H50V155H49ZM49 156H48V157H49ZM86 156H90V157H91L92 154L90 155V153H89V155L87 154ZM99 156H100V154H99ZM189 156H188L187 158H189ZM197 156L199 157V155H197ZM204 156H205V154L203 155V157H204ZM207 156H208V155H207ZM250 156H251V157H250ZM7 157H8V156H7ZM24 157H23V158H24ZM40 157H41V156H40ZM46 157H47V156H46ZM46 157H45V158H46ZM75 157H76V156H75ZM96 157H98V156L95 154V157H94L93 159H95ZM157 157H158V156L155 155V162L157 161V160H156ZM170 157H171V156H170ZM182 157H183V156H182ZM185 157H186V156H185ZM221 157H222L223 159H221ZM244 157H245V159H249V160H247V162L250 161V159H254V157L252 158V155H249V154H248V155H245ZM262 157H264V156H262ZM2 158H3V159L5 158V160H6V157H2ZM30 158H32V156H30ZM53 158H54V157H53ZM53 158H51V159H48V158H47V159H48L49 162H50V160H52ZM64 158H65V155H64ZM91 158H92V157H91ZM160 158H161V156L159 155V158H158V159L160 160ZM183 158H184V157H183ZM241 158H242V156H241ZM8 159H10V158L8 157ZM12 159H10L9 161H11ZM14 159H16V160H14ZM26 159H27V158L25 157V158L23 159L22 162H24V164H27V166H28V162L25 163V160H26ZM69 159H70V158H69ZM74 159H75V158H74ZM87 159H88V158H87ZM89 159H90V158H89ZM104 159H105V158H103L102 160L104 161ZM202 159H203V158H202ZM204 159H206V158L204 157ZM204 159H203V160H204ZM243 159H244V158H243ZM260 159H261V158H259V162H260ZM0 160H1V157H0ZM39 160H40V159H39ZM41 160H42V158H41ZM48 160H47V162H48ZM95 160H96V159H95ZM100 160H101V159H100ZM102 160H101V161H102ZM182 160H183V159H182ZM185 160H186V162H184V163H185L186 165L189 166V171L186 172L187 170L185 171V167L183 168V165H182V167H181V165H180V168L182 169V171H184V174H185V173L187 174V173L192 172V167H193V166H195V167H197V168H200V166L203 165V164H201V163L199 162L200 164L196 166V165H193V164H194V163H197V161L192 163V162L188 161L189 159H185ZM185 160H184V161H185ZM196 160H197V159H196ZM226 160H227V161H226ZM29 161L33 163L34 160H33V161H32V160H29ZM35 161H36V163H37V160H35ZM72 161H73V158H72L71 162H72ZM81 161H82V160H81ZM90 161H92V159H90ZM97 161H99V159L96 160V162H97ZM101 161H100V163H101ZM172 161L174 162V158H173ZM206 161L208 162L209 159L207 158ZM244 161H246V160H244ZM256 161H257V160H256ZM256 161H255V163H256ZM261 161H262V159H261ZM11 162H12V161H11ZM20 162H21V161H20ZM22 162H21V163H22ZM82 162H85V163H86L87 161H82ZM212 162H213V164H212ZM250 162H252V161H250ZM259 162L256 163V164H258V166H261V164H260L261 162H260V163H259ZM263 162H264V160H263ZM79 163H80V164H79ZM79 163L75 165L76 168H77L78 165H82L81 162H79ZM102 163H103V162H102ZM190 163H192V164H190ZM248 163H249V162H248ZM252 163H253V162H252ZM22 164H23V163H22ZM22 164H21V165H22ZM89 164H92V162H90ZM152 164L155 165L154 163H152ZM189 164H190V165H189ZM197 164H198V163H197ZM250 164H251V163H250ZM29 165L32 166V164H30V163H29ZM92 165H93V164H92ZM96 165H100V164H96ZM251 165H252V164H251ZM3 166H4V165H3ZM15 166H16V165H15ZM15 166L12 167V168H13L12 170H16V167H18V166H16V167H15ZM19 166H20V164H19ZM22 166H24V165H22ZM27 166H25V167H27ZM30 166H28V167H29L28 170H30V168H33V167H30ZM35 166H36V165H35ZM35 166H34V167H35ZM89 166H90V165H89ZM94 166H95V164H94ZM258 166H257V167H258ZM14 167H15V168H14ZM20 167H21V166H20ZM25 167L22 168V169L26 170L27 168H25ZM39 167H40V166H38V168H39ZM75 167L73 166L74 169H75ZM80 167H82V166H80ZM83 167H84V166H83ZM83 167H82V171H83ZM87 167H88V166H87ZM195 167H193V168H195ZM251 167H252V166H251ZM3 168H5V167H3ZM3 168H1V169H3ZM10 168H11V167H10ZM40 168H41V167H40ZM73 168H68V167H67L66 170L64 169L63 172L68 171V174H69V172H73V171H74V170H72ZM78 168H79V167H78ZM84 168H85V167H84ZM89 168H90V167H89ZM89 168H87V169H89ZM170 168H171V167H170ZM227 168H228V169H227ZM1 169H0V171H1V172H0V176H1V177H2L4 174H5V175H7V174L9 175V173H7L9 170H7V172H4V171H2ZM19 169H21V168L18 167V170H17L16 172H15V171H14V172L17 173V172L19 171ZM35 169H37V168H35ZM67 169H68V170H67ZM80 169H81V168H80ZM91 169H92V167H91ZM200 169H201V168H200ZM200 169H199V170H200ZM37 170H38V169H37ZM41 170H42V169H41ZM44 170H47V168H45ZM44 170H42V171H44ZM71 170H72V171H71ZM76 170H78V169H76ZM76 170H75V171H76ZM190 170H191V171H190ZM232 170H233V169H232ZM30 171H32V170H30ZM34 171H35V174L38 172V171H36V170H34ZM48 171H49V170H47V172H45V173L48 174ZM78 171H79V170H78ZM78 171H77V172H78ZM167 171H169V170H167ZM196 171H197V170H196ZM196 171H195V172H196ZM21 172H23V171L21 170ZM28 172H29V171H28ZM32 172H33V171H32ZM77 172H76V173H77ZM170 172H172V171H169V173H170ZM173 172H174V171H173ZM230 172H231V171H230ZM1 173H2V174H1ZM18 173H19V172H18ZM23 173H26V172L24 171ZM23 173H22V174H23ZM29 173H30V172H29ZM160 173H162V172H160ZM169 173H168V174H169ZM197 173H198V172H197ZM197 173L193 174L194 176L191 175V174H187V175L185 174V175H183V173H182V175H181V176L183 177V178L181 177L182 179H181V178H177V179L174 178V182H173V183H175L176 180H177V181H176L177 183H179V181H181V183H179L180 187H181V184H184L185 187H183V189L178 188L177 190L174 188L176 191L173 190L174 192L172 191L171 195H170V193H167V190H168V189L166 190V188H162L163 190L166 191V193H164V192L162 191V192L164 193V195L166 194L167 197L170 196L169 199H171L170 204H169L168 206H167V205L165 206L166 209H161V208H163V204H162V203H161L160 206H159V205L157 206L158 203H156V204L153 205L152 202L149 203V201H146V200H144V199L141 200L139 203L141 204V206L144 205V207H146V208L149 207V209H147V211L150 210V211L152 212V210H155V211L157 210L156 212H158V211H160V210H161V211L166 210V211H167V214H166V215H168V213H169V215H171L173 212H174L175 214L173 213L172 215H176V213H177L176 210L178 211V209H179V212L182 214V213H184V212H181L180 210L183 211V210L186 208L185 211L187 210L186 212H188L189 210L192 211V210L196 209L197 206L200 207V205H201V206L203 205V206L205 207V209H207V204H206V203L201 204L200 202H201L202 197H204L203 194H202V193H204V188H205L207 185H208L207 187L211 186L212 181H210L211 184H209V183H210V182H209L210 178H209V180L203 179V180L201 181L200 179H198L199 177H198V178L195 177V175H196ZM216 173H218V175H217ZM231 173H232V172H231ZM233 173H234V172H233ZM19 174H20V173H19ZM39 174H40V173H39ZM43 174H44V172H43ZM64 174H65V173H63V175H64ZM66 174H67V173H66ZM73 174H74V173H73ZM166 174H167V173H166ZM166 174H162V175L164 176V175H166ZM168 174H167V175H168ZM180 174H181L180 172H177L176 174L173 173L172 176H169V175H168V176H169L168 178H170V179H168V180L173 181V180H171V179H173L172 177H173V176H174V177H179ZM215 174H216V175H215ZM219 174H221V175L219 176ZM17 175H18V174H17ZM25 175L27 176V173H26ZM44 175H45V174H44ZM214 175H215V176H214ZM12 176H13V175H12ZM22 176L24 177V175H19V179H20ZM36 176H37V174H36ZM45 176H47V175H45ZM64 176H65V175H64ZM69 176H70V174H69ZM218 176H219V177H218ZM233 176H234V174H233ZM238 176H239V174H238ZM7 177L9 178V176H7ZM23 177L21 178L22 180H24ZM37 177H38V176H37ZM42 177H44V176L42 175ZM67 177H68V176H67ZM194 177H195L196 179H195ZM226 177H227V179H228V176H225V175L223 176V178H226ZM25 178H26V177H25ZM29 178H30V175H29ZM68 178H69V177H68ZM162 178H163V177H161V181L164 180V179H162ZM223 178H221V180H220V179H219V180H220V181H223ZM12 179H14V178L12 177ZM17 179H18V178H17ZM17 179H16V180H15V179H14V180H11V177H10V183H11V185H14L11 181H14V182L16 181V183H19V182H18L19 180L17 181ZM21 179H20V182L22 181ZM37 179H39V177H38ZM43 179L46 180V178H43ZM69 179H71V178H69ZM69 179H68V180H69ZM78 179H79V178H78ZM180 179H181V180H180ZM197 179H198V181H197ZM201 179H202V178H201ZM227 179H225V181H226ZM0 180H1V179H0ZM6 180H7V179H6ZM6 180H5V181H6ZM29 180H30V179H29ZM29 180L26 179L27 182H28ZM35 180H36V179H35ZM40 180H42L41 177H40ZM40 180H39V181H40ZM63 180H64L63 182H66L65 179H63ZM68 180H67V181H68ZM74 180H75V179H74ZM166 180H167V178H165V181H164V182H166ZM178 180H179V181H178ZM219 180L216 181V182H219ZM1 181H2V182H1ZM1 181H0V182L2 183V185H5L6 182H7L6 184H8V182H9V181H6V182H4V184H3V181H4V180H1ZM72 181H73V180H72ZM190 181H191V183H190ZM193 181H194V182H193ZM77 182H78V181H77ZM77 182H76V183H77ZM1 183H0V189L3 190V189H4L3 187H5V186L1 187ZM37 183H38V182H37ZM37 183H36V184H37ZM67 183H68V182H67ZM167 183H168V182H167ZM167 183L165 184L166 186H167ZM19 184H20V183H19ZM21 184H22V183H21ZM26 184H27V183H26ZM84 184H85V183H84ZM84 184H83L82 186H84ZM92 184H93V183H92ZM170 184L172 185V182L169 183L168 185H170ZM28 185H29V184H28ZM38 185H39V184H38ZM40 185H41V184H40ZM40 185H39V187H40ZM61 185H62V183H61ZM65 185H66V184H65ZM74 185H75V184H74ZM163 185H164V184H163ZM173 185H175V187L177 188L176 184H173ZM179 185H178V187H179ZM184 185H183V186H184ZM26 186H27V185H26ZM66 186H67V185H66ZM147 186H148V185H147ZM6 187H7V185H6ZM9 187L11 188L12 186H9ZM36 187H38V186H36ZM67 187H68V186H67ZM152 187H153V186H152ZM155 187H157V186H154V189H155ZM162 187H163V186H162ZM172 187H173V186H172ZM2 188H3V189H2ZM60 188H61V187H60ZM149 188L151 189V187H149ZM170 188H171V187H170ZM170 188H169V189H170ZM63 189H64V186L62 187V191H63ZM171 189H172V188H171ZM1 190H0V191H1ZM8 190H9V188H8ZM8 190H7V188H5L4 193H3V191H2V194H3V195L0 194V204H1V202H2L1 205L3 206V207L0 206V208L2 207L0 210H2V212H3V210H5V211L8 210L7 212L9 213L10 209H7V208H9V206H10L9 204H7V202H9V201H7V200H9V199L6 200V198H7L8 196L10 197V193H9V192L11 191V189L9 190V192H8ZM68 190H69V189H68ZM75 190H76V189H75ZM148 191H150V190L148 189ZM157 191H158V194H159V191H161V190H160L159 188H157L156 192H157ZM7 192L9 193V195L6 194ZM58 192H60V191H58ZM150 192H151V191H150ZM162 192H160V193H161V195H160L161 197H160V196H159V197H160L162 200H165L167 197H166V198L164 197L165 199H163V197H162V196H163V195H162ZM170 192H171V190H170ZM65 193H66V192H65ZM236 193H237V194H236ZM236 193L232 194V193L230 192V194L227 196V199H230V198H232L233 196H237V195L240 194V193L237 192V191H236ZM244 193H245V191H244ZM5 194H6L7 196H6ZM204 194H205V193H204ZM235 194H236V195H235ZM245 194H246V193H245ZM4 195H5V196H4ZM56 195H57V193H56ZM56 195H55V196H56ZM61 195H62V194L60 193V197L63 196V195H62V196H61ZM64 195H65V194H64ZM81 195H82V194H81ZM81 195H80V197H81ZM135 196H136V195H135ZM2 197H3V198H2ZM4 197H5V198H4ZM60 197H58V199H59ZM64 197H65V196H64ZM64 197H62V198H64ZM89 197H90V195H89ZM85 198H86V197H85ZM3 199H4V201H3ZM54 199L57 200V201L55 200L54 202H58V199H57L56 197H53V200H54ZM81 199H82V198H81ZM87 199H88V198H87ZM169 199H168V200H169ZM61 200H62V199H59L60 202H61ZM64 200H65V198H64ZM64 200H62V201H64ZM84 200H85V199L83 198V201H84ZM131 201H132V200H131ZM136 201H137V200H136ZM65 202H66V201H65ZM161 202H162V201H161ZM166 202H167V201H166ZM120 203H121V202H120ZM3 204L6 205V206H4ZM53 204H54V203H53ZM58 204H60V203L58 202ZM64 204H65V203H64ZM67 204H68V203H67ZM124 204H125V202H124ZM166 204H167V203H166ZM7 205H8V206H7ZM125 205H126V204H125ZM56 206H57V205H56ZM62 206H63V205H62ZM62 206H61V208H62ZM135 206H136V205H135ZM135 206H134V207H135ZM153 206H155V207H153ZM185 206H186V207H185ZM5 207H6V208H5ZM10 207H11V206H10ZM151 207H152L153 209H152ZM3 208H5V209H3ZM54 208H55V207H54ZM69 208H70V207H69ZM154 208H155V209H154ZM55 209H56V208H55ZM57 209H58V207H57ZM63 209H64V207H63ZM63 209H62V210H63ZM151 209H152V210H151ZM168 210H171V211L168 212ZM229 210H230V209L227 208V211L221 212V213H220V216H225V217H223L224 219L226 218V216H232V215L230 214V212H228ZM51 211L53 212L54 209L51 210ZM56 211H59V209L56 210ZM60 211H61V209H60ZM142 211H144V208H143ZM172 211H173V212H172ZM7 212H6V213H7ZM144 212H145V211H144ZM164 212H165V211H164ZM45 213H47V212H45ZM56 213H57V215H59L60 212H59V213L56 212ZM146 213L149 214V211L146 212ZM180 213H177V214L180 215ZM263 213H264V212H263ZM52 214L56 215L55 212L52 213ZM127 214H128V215H125V214H123V215H124V216H129V215H130V216H139V215H137V213H134V212H132L131 214H130V212H128ZM260 214H261V213H260ZM43 215H45V214L42 213V216H43ZM46 215H47V214H46ZM121 216H122V215H121ZM140 216H141V215H140ZM142 216H144V215H142ZM239 216H244V214H240ZM261 216H263V215H261ZM261 216H260V217H261ZM215 217L217 218V216H215ZM215 217H214V218H215ZM227 218L229 219V217H227ZM232 218L235 219V217H232ZM232 218H231V221L234 220V219H232ZM236 218H237V217H236ZM252 218H254V217H252ZM263 218H264V217H263ZM263 218H262V219H263ZM228 219H226V220H228ZM237 219H238V218H237ZM237 219H236V220H237ZM134 220H135V219H133L131 222H130L129 220H127V221H129V222H127V221L125 220V221H126V222H125L126 224L123 225V223H122V228H121V226H119V225H121V224L118 223L119 225L116 224V227H114V230H113V228H112V230H113V232H115V231L117 230V233H118L119 231H121L120 233H122L123 235L125 234L124 237L127 236L128 239H131V240L134 239L133 241H136V242H138L137 240L145 239V240L147 241V238L150 239V241H151V242H150L151 245L149 246V248H147V249H148V253H145L146 256L149 255V253H150L151 256L149 255V257H152L154 254L156 255V254L159 253V252H160L159 254H162L161 252L175 251V250H178V252H180L181 250H183V249H181V248H185L184 243H183V242H184L183 240H187L188 238H189V239L192 238L191 235H187V234L190 233V232H189V231H190V230H189V229H190V222H189V221H185V220L183 221V220H182L184 223H183L182 221H181V222H180V221H179V222L177 221V223L172 222V225H171V222H170V224H169V222L166 223V224H163V225H165V226H164L165 229H164V231L162 232L163 226H162L161 224H160V226H161L162 229L159 230V229H160V226H159L158 224L155 223L157 226H159V228L156 227L155 224H154L155 226H153V223H152V224H150V223L148 224L149 221H148V222L146 221L147 223L145 222V224L143 223V225H142L141 223H139V222L136 220V225H135V224H134V225H133V224L131 225V223H133ZM140 220H141V219H140ZM236 220H235V221H236ZM243 220H246V219H242V220L240 219V221H238V222H241V221L243 222ZM255 220L257 221V219H255ZM263 220H264V219H263ZM263 220H262V221H263ZM231 221H229V222H231ZM134 222H135V221H134ZM143 222H144V221H143ZM185 222H186V223H185ZM223 222L225 223L226 221H223ZM229 222H228V223H229ZM232 222H233V221H232ZM238 222H237V224L239 225L240 223H238ZM242 222H241V223H242ZM246 222H248V221H246ZM258 222H259V221H258ZM233 223H234V222H233ZM233 223H232V224H233ZM248 223H250V220H249ZM138 224H139V225H138ZM168 224H169V225H168ZM237 224H235V225L238 226ZM242 224H243V223H242ZM259 224H260V225H259ZM259 224H256V225L251 224V226L254 225L253 227H251V229L253 230V228H254L255 231L253 230V232H257L259 235H260V233L262 232V236H264V235H263L264 226H262L264 223H259ZM261 224H262V225H261ZM230 225H231V224L226 225V226H230ZM123 226H125L126 228L124 227V229H123ZM135 226H136V227H135ZM226 226L223 225V229H222V228H221V229L217 228V229H215V230H212L211 232H210V231H206V232H205V230H204V232H203L202 229H201V230H202V231H201L200 229H198L197 226H195V231H193V232H195V233H194V237H195L194 240H195V239L198 240V239L200 238V240H198V241H201V239H202V240L204 239V240H203V242H204V241H206L205 238H207V237H208V238L212 237L210 240L216 238V241H218V240L220 241V239H222V240L224 239V241H223L224 243H222V245H219V246H218V243H219V242H217V247H219L218 249H217L216 247H213L212 249H209V250H208L209 245L207 246L208 248L206 247V248H207V249H206V248H205V245H207L206 243L209 242V241H206L205 245L203 244V245L199 248L200 250L197 249V248H194L195 245L193 246L194 250H190L191 248L189 249L190 252L193 251L192 254H193V253L195 254V252H196L197 250H198L197 252H201V250H202V252L199 253V255H202V256L207 255V256H208V257H207V256H206V257L204 256L205 258H207L206 260H205V258H204V260H205L206 263L202 262L201 264H212L213 262L216 263V260H218V258H219V260H221L222 262L225 261L223 264H226L227 262H228L227 264H232L233 261H234V262H235V261L238 262V261H243V260H245L244 255H245L246 252H248V250H247V251H246V250H245V251L242 250V252H241V250H239L238 248L236 249V247H235V248L230 247V248L233 249V250H232V251H233V254H232L233 256H232V255L229 256V254L227 255V253H231L232 251L230 252L231 249H228V246H227V245L223 246V245L225 244V242L228 241V240H227V237H230L229 239H231V235L228 236V235H227V232H228V231H227V232L225 231V227H226ZM117 227H118V228H117ZM151 227H152L153 230L151 229ZM154 227H155V228H154ZM217 227H218V226H217ZM241 227H242V226H241ZM241 227H239V228H241ZM116 228H117V229H116ZM156 228H158V229L156 230ZM168 228H169V230H168ZM186 228H187L188 230H187ZM226 228H227V227H226ZM230 228H231V226L229 227V229H230ZM233 228H234L235 230L238 229V227H236V228H237V229H236L235 226H234ZM233 228H232V229H233ZM198 230H200V231H198ZM230 230H231V229H230ZM238 230H239V229H238ZM238 230H237V231H238ZM252 230H251V231H252ZM232 231H233V230H232ZM232 231H231V232H232ZM110 232H111V231H110ZM188 232H189V233H188ZM233 232L235 233L236 231H233ZM253 232H252L251 234H253ZM228 233H229V232H228ZM257 233H256V234H257ZM122 234H120V237L122 236ZM192 234H193V233H192ZM196 234H198V236H197ZM231 234H232V233H231ZM251 234H250V235H251ZM256 234H255V236H256ZM258 234H257V237H256L255 239H254L255 236L253 235L254 237H253V239H252V240H254V243L256 244V246H257V244H259L258 241H259V239L261 240V237H262L261 235L259 236ZM104 235H105V234H104ZM115 235H116V232H115ZM117 235H118V234H117ZM185 235H187L188 237L186 238ZM226 235H227V236H226ZM235 235H236V234H235ZM235 235L233 236V234H232L233 240H235V239H234ZM190 236H191V238H190ZM129 237H132V238H129ZM184 237H185V239H184ZM217 237H219V239H218ZM225 237H226V238H225ZM258 238H259V239H258ZM262 238H263V237H262ZM122 239L125 240V239L123 238V236H122ZM126 239H127V238H126ZM136 239H137V240H136ZM257 239H258V240H257ZM225 240H227V241H225ZM187 241H188V240H187ZM198 241H194V242H198ZM216 241H215V242H216ZM229 241H230V240H229ZM229 241H228V243H229ZM255 241H257L258 243L255 242ZM261 241H264V240H261ZM143 242H144V240H142V243H143ZM181 242H182L183 244H181ZM212 242H213V240H212ZM230 242H231V241H230ZM235 242H237V239L235 240ZM142 243L139 242V244H142ZM248 243H249V242H248ZM251 243H252V241L249 243L250 246L247 244L248 247H250V249H251ZM254 243H252V245H253L254 248H255L256 246L254 245ZM198 244H200V243H198ZM208 244H209V243H208ZM211 244H212V243H211ZM213 244H214V243H213ZM219 244H220V243H219ZM233 244H234V243H233ZM233 244H230V246H232ZM196 245H197V244H196ZM235 245H236V244H234V246H235ZM181 246H182V247H181ZM210 246H212V245H210ZM213 246H215V244H214ZM259 246H260V244H259ZM196 247H198V246H196ZM260 247H261V246H260ZM210 248H211V247H210ZM258 248H259V247L257 246L256 249L259 250L260 255H259V253L256 252L257 250L255 249V252H256L257 255H255V252H254V254L252 255V256H254V257L252 258L251 261H254V262H255L254 264H264V255H261V251H262V250H260L261 248H260V249H258ZM262 248H263V246H262ZM180 249H181V250H180ZM195 249H196V251H195ZM227 249H228V250H227ZM234 249H235V250H234ZM248 249H249V248H248ZM187 250H188V248H187ZM263 250H264V248H263ZM145 251H146V250H145ZM149 251H150V252H149ZM228 251H229V252H228ZM181 252H182V251H181ZM190 252H189V254H187V252H186V254H187L186 256H187V257L184 258V259L186 260V262L183 261L184 263H182V262H178V263H177V262H172V263H170V262H166V263L163 262V263H164V264H191L190 261H192V263H195V264H196V260H195V259H197V258L195 257V255L190 254ZM204 252H205L206 254H205ZM243 252H244V253H243ZM262 252H263V251H262ZM202 253H203L204 255H203ZM135 254H136V253H135ZM138 254H139V253H138ZM196 254H197V253H196ZM246 254H247V253H246ZM262 254H264V252H263ZM0 255H2V254L0 253ZM157 255H158V254H157ZM183 255H184V254H183ZM197 255H198V254H197ZM224 255H226V256H224ZM250 255H251V254H249V255H247V256H250ZM133 256H134L135 259L132 261V259L130 258L129 261H132V262H135V263H136V260H137L139 263H141V262H143L144 260H146L145 257H144L145 255L143 256V254H141V253H140L139 255H137V257H138L137 259H136V256H135V255H132V257H133ZM221 256L226 257V258H224V260H222V259H220ZM227 256H229L230 259H232V260H230V261H232V262H230V261L228 260L229 258L227 259ZM247 256H245V257H247ZM120 258H121V257H120ZM198 258H199V257H198ZM247 258H248V257H247ZM9 259H10V258H9ZM117 259H118V258H116L115 260H117ZM121 259H122V258H121ZM187 259H188V260H187ZM199 259H201V257H200ZM202 259H203V258H202ZM242 259H243V260H242ZM119 260H120V259H119ZM199 261H200V260H199ZM202 261H203V260H202ZM197 262H198V261H197ZM243 262H244V261H243ZM243 262H242V263H243ZM115 263H116V264H118V263L121 264L118 260L115 261ZM218 263H219V262L217 261V264H218ZM141 264H143V263H141ZM220 264H221V262H220ZM235 264H238V263H235Z\"/></svg>","mask_w":264,"mask_h":264}]
</instances>
